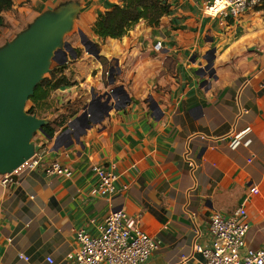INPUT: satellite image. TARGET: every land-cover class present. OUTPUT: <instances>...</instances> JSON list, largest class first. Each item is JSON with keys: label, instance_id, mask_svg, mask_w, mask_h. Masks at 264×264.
<instances>
[{"label": "crops", "instance_id": "1", "mask_svg": "<svg viewBox=\"0 0 264 264\" xmlns=\"http://www.w3.org/2000/svg\"><path fill=\"white\" fill-rule=\"evenodd\" d=\"M72 2L82 7L70 38L81 54L69 56L50 110H38L54 136L39 132L34 144L45 164L73 175L20 170L8 184L0 175V264H73L79 232L97 236L118 210L160 242L145 264H204L195 247L210 244L211 217L241 206L246 249H264V3L224 19L205 0H166L157 26L141 21L122 39H100L95 23L124 0H13L0 47ZM232 135H244L236 149ZM111 165L117 193L93 196V166Z\"/></svg>", "mask_w": 264, "mask_h": 264}, {"label": "built area", "instance_id": "2", "mask_svg": "<svg viewBox=\"0 0 264 264\" xmlns=\"http://www.w3.org/2000/svg\"><path fill=\"white\" fill-rule=\"evenodd\" d=\"M205 2L210 15L237 19L244 13L261 7L264 0H205ZM162 48L163 45L159 42L155 46V51L161 52ZM243 142L244 135H232L230 147L236 149ZM186 161L190 169L197 168L198 165L190 154L186 155ZM20 170H42L47 176L68 178L73 175L59 162L45 164L43 156L37 153L17 171ZM92 170L98 179L92 195L111 199L117 193L118 175L115 167L93 166ZM11 176L12 174L2 176V183H10ZM251 193L257 195L259 190L254 187ZM248 231V212L245 206L239 207L230 216L215 213L209 226L210 244L206 247L198 244L195 251L203 257L204 264H264V249H246ZM78 241L79 249L73 257V264H145L160 246L158 240L141 229L130 227L128 216L123 210L110 213L99 226L97 236L84 231L79 232ZM21 258L27 260L25 257ZM48 262L53 264L52 259H48Z\"/></svg>", "mask_w": 264, "mask_h": 264}, {"label": "water", "instance_id": "3", "mask_svg": "<svg viewBox=\"0 0 264 264\" xmlns=\"http://www.w3.org/2000/svg\"><path fill=\"white\" fill-rule=\"evenodd\" d=\"M81 10L79 4L72 2L46 11L13 40L0 47L2 176L14 174L36 155L34 138L39 132L48 136L44 129L49 121L29 114L26 107L35 89L53 70V62L64 66L69 56L77 58V51L65 39L73 33ZM79 37L87 53L99 58L98 49L92 51L87 38L81 33Z\"/></svg>", "mask_w": 264, "mask_h": 264}, {"label": "trees", "instance_id": "4", "mask_svg": "<svg viewBox=\"0 0 264 264\" xmlns=\"http://www.w3.org/2000/svg\"><path fill=\"white\" fill-rule=\"evenodd\" d=\"M13 0H0V29L5 26L4 12L10 10ZM170 13V6L166 0H124L122 6H116L112 11L99 17L93 27V32L100 39H122L138 23L146 21L150 26H157L160 20ZM78 56L81 51H77ZM66 65L56 67L48 77L35 89L30 98L28 113L39 116L42 106L47 104L50 94L68 83L63 74ZM48 136L53 137L55 128L51 125L45 127Z\"/></svg>", "mask_w": 264, "mask_h": 264}, {"label": "rangeland", "instance_id": "5", "mask_svg": "<svg viewBox=\"0 0 264 264\" xmlns=\"http://www.w3.org/2000/svg\"><path fill=\"white\" fill-rule=\"evenodd\" d=\"M72 37V33L71 34H69L68 36H66V41L68 42V43H71L70 41V38ZM57 66H56V63H54L53 62V64H52V68L53 69H55ZM49 76V74L48 75H46L45 77H48ZM30 105H31V103L29 102L28 104H27V107H26V111L28 112L29 111V108H30ZM41 110L43 111V110H46V112L48 111V110H50V105L49 104H45L44 106H42L41 107Z\"/></svg>", "mask_w": 264, "mask_h": 264}]
</instances>
